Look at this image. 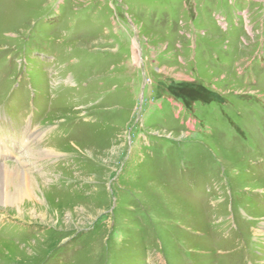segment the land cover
Returning a JSON list of instances; mask_svg holds the SVG:
<instances>
[{
  "label": "rangeland",
  "instance_id": "1",
  "mask_svg": "<svg viewBox=\"0 0 264 264\" xmlns=\"http://www.w3.org/2000/svg\"><path fill=\"white\" fill-rule=\"evenodd\" d=\"M15 170L0 264H264V0H0Z\"/></svg>",
  "mask_w": 264,
  "mask_h": 264
},
{
  "label": "bare ground",
  "instance_id": "2",
  "mask_svg": "<svg viewBox=\"0 0 264 264\" xmlns=\"http://www.w3.org/2000/svg\"><path fill=\"white\" fill-rule=\"evenodd\" d=\"M4 174L2 171L1 175ZM2 180L3 182H0V207L7 209L16 207L17 211L20 213L19 210L20 207H18V204L21 201V199L23 197L30 199L32 198L33 195L32 187L31 186L29 187V185L31 184L29 183L30 181L27 180L26 176H22L21 171L19 172L17 170H15L13 174L11 173L10 178H8V175L6 176L4 175V179ZM10 189H14V191Z\"/></svg>",
  "mask_w": 264,
  "mask_h": 264
}]
</instances>
